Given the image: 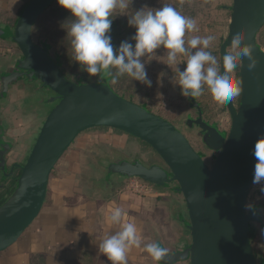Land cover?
I'll return each mask as SVG.
<instances>
[{
	"label": "water",
	"instance_id": "obj_1",
	"mask_svg": "<svg viewBox=\"0 0 264 264\" xmlns=\"http://www.w3.org/2000/svg\"><path fill=\"white\" fill-rule=\"evenodd\" d=\"M56 0H30L14 25L0 23V38L10 39L21 54L0 68V97L6 99L20 80L36 82L47 93L51 108L25 163H11L13 142L0 125V180L14 181L11 194L0 204V253L17 242L35 222L46 201L51 174L75 140L92 128H110L146 142L161 157L147 163L141 157H111L102 164L103 182L113 190V180L140 178L182 195L186 213L178 220L189 230L190 242L170 252L162 264H264L249 236L251 221L260 219L245 210L253 187L255 158L252 149L264 136V48L258 37L264 26V0H232L229 30L220 46V63L230 52L231 37L245 33L257 65L249 70L248 58L239 68L241 92L225 103L230 129L204 117L197 98H190L187 114L175 124L143 103L116 91L110 75L102 81H74L62 71L61 55L47 38L36 43L33 29ZM54 54V56H53ZM182 124V125H180ZM183 128V129H182ZM200 140L196 149L187 132ZM16 171H20L16 176ZM156 242L163 248L158 237Z\"/></svg>",
	"mask_w": 264,
	"mask_h": 264
},
{
	"label": "crops",
	"instance_id": "obj_2",
	"mask_svg": "<svg viewBox=\"0 0 264 264\" xmlns=\"http://www.w3.org/2000/svg\"><path fill=\"white\" fill-rule=\"evenodd\" d=\"M29 1L0 0V23L14 25ZM19 54L16 43L0 38V68ZM21 82L0 100V125L13 142L8 154L11 163L26 160L48 114L32 101L31 87L36 86ZM118 131L100 127L78 136L51 174L39 217L17 242L0 253V264H110L99 251V244L119 230V225H111L106 219L114 207L122 210L124 222L137 224L141 236V247L128 252V264H157L143 245L156 242L158 237L170 252L190 242L189 230L177 218L181 211L186 213L182 195L148 182L147 190L134 187V183H146L140 178L114 179L113 190L106 189L102 164L116 155L126 157L118 141L129 136ZM7 191L0 185V203ZM255 238V246L264 256V218L257 224Z\"/></svg>",
	"mask_w": 264,
	"mask_h": 264
},
{
	"label": "clouds",
	"instance_id": "obj_3",
	"mask_svg": "<svg viewBox=\"0 0 264 264\" xmlns=\"http://www.w3.org/2000/svg\"><path fill=\"white\" fill-rule=\"evenodd\" d=\"M57 3L68 10L72 18L67 28L61 24L71 38V59L90 77L127 76L151 87L146 64L159 57L156 50L163 48L166 50V62H163L170 68L175 66L178 73L175 83L184 97L195 99L207 88L214 101L223 104L240 95L241 82L233 80L231 74L240 66L242 57L248 58L249 70L258 62L242 32L231 37L233 51L226 52L222 63L218 62L208 50L215 37L196 35L186 40V33L199 31L196 21L171 4H163L160 8L141 7L129 16L127 10L132 0H57ZM118 14L127 15L128 25L136 31L116 46L112 43L111 26ZM179 57L186 59L178 61ZM181 63L186 65L183 70L178 67ZM252 154L256 161L252 183L259 185L264 194V136L256 140ZM121 198L127 199L124 195ZM245 210L254 215L261 211L254 202L246 203ZM106 219L111 225H119V230L105 236L99 251L110 264H128V252L141 247L138 226L135 222H124L119 207L110 209ZM143 250L157 264H161L167 254V249L158 242L144 244Z\"/></svg>",
	"mask_w": 264,
	"mask_h": 264
},
{
	"label": "rangeland",
	"instance_id": "obj_4",
	"mask_svg": "<svg viewBox=\"0 0 264 264\" xmlns=\"http://www.w3.org/2000/svg\"><path fill=\"white\" fill-rule=\"evenodd\" d=\"M163 4L173 5L178 11L181 12V14L193 18L196 21L199 31L186 33V40L196 35L201 37L212 35L215 37L208 50H210L217 58V61L220 62V46L223 39L228 35L231 14V11L225 6H231L232 0H132L131 7H129L127 10L128 15L131 16L134 10H138L141 7L147 6L150 8H160ZM50 14L47 16L49 17ZM69 19L70 16H68L66 13H64L63 18H59L58 21L49 19L48 23L51 26L45 28L46 30H50V32H46V34H44L45 38H47L53 44L55 51L61 54L64 62L63 67L66 71L65 73H67L72 79H74L76 77L75 74L78 73L77 77H83L90 81L98 82L100 80V75L90 77L86 72L79 68V65L76 69H70L69 67H66L67 54L64 50V43L67 41L70 43L71 40V38L66 35L65 29L69 25ZM114 21L119 27L118 31L123 30L124 32L122 36L120 35L117 37L118 39L125 38V40H128L132 35H134L136 29L128 25L127 15L118 14ZM63 23L65 28L61 27V24ZM258 41L264 48V26L260 31ZM132 42L134 43V41ZM229 50L230 52L233 51L232 48ZM156 52L157 56L159 57L156 59L153 58L146 64L148 77L152 81L151 87H148L139 81L132 80L127 76L115 78L112 84L116 91H118L120 94H125L127 98H131L135 102L145 104L148 106V108L164 117L175 118L180 116L182 112L189 110L188 101L187 98L181 94L180 86L175 83L178 79V73L176 72L175 66L170 68L163 62H166V50L161 48L156 50ZM71 57L72 53L69 56L70 60H72ZM183 59L186 58L179 57L178 61ZM185 66L186 65L184 63L178 65L181 70H183ZM239 68L240 66L235 70L234 73L231 74L233 80H239ZM239 97L240 95L234 97V100L237 104L239 102ZM198 101L200 102L204 111V116L207 119L211 121H219L222 126L226 127L228 130L230 129L231 117L225 103L221 104L214 101L207 88H205L204 93L198 97ZM102 130H104V128H102ZM119 134H125L129 136L128 140H117L119 142V148L126 155V158L141 157L144 159V161L150 164L162 161L157 152L147 145V143H144L141 140L126 133L120 132ZM189 135L191 139L194 138L192 133H189ZM26 160H24L23 163H25ZM17 173L18 171H16L15 175H17ZM252 197L253 196L250 195L248 202L252 201Z\"/></svg>",
	"mask_w": 264,
	"mask_h": 264
},
{
	"label": "trees",
	"instance_id": "obj_5",
	"mask_svg": "<svg viewBox=\"0 0 264 264\" xmlns=\"http://www.w3.org/2000/svg\"><path fill=\"white\" fill-rule=\"evenodd\" d=\"M226 7V6H225ZM51 13V14H50ZM64 13H66L68 16H70V13L68 10L62 8L58 3H57V0L41 15V17L38 19V21L36 22L34 28L37 30V31H40L41 33L43 34H46V32H50V30H46V28L48 26H51L48 22H49V19H54V21H58L59 18H63L64 16ZM50 16L48 17L47 15ZM51 17V18H50ZM69 25L71 24L72 22V18L70 17L69 19ZM68 25V26H69ZM46 27V28H45ZM118 26L116 25L115 21L113 20V23H112V26H111V37H112V43L116 46H118L120 44L121 41L125 40V38H122V39H118L117 37H119L120 35L122 36L124 34L123 30H120L118 31ZM64 50L66 52V62H67V65L66 67H69L70 69L73 68V69H76L78 67V63L77 62H73L72 60L69 59V56L70 54L72 53V49H71V44L67 41L66 43H64ZM61 55V54H60ZM65 59V58H64ZM61 60L63 61L62 59V56H61ZM64 63V62H63ZM65 67V68H66ZM67 69V68H66ZM64 72H66L64 70ZM67 74V73H66ZM78 73L75 74V78L72 79L68 74V77H70L72 80L74 81H83V82H95V81H90L86 78H83V77H77ZM111 76V80H110V83L113 87V80L115 79V77L113 75H110ZM102 75H100V80L99 81H102ZM114 88V87H113ZM116 90V89H115ZM124 96H126L125 94H122ZM131 99V98H129ZM187 101H188V107H189V104H190V98H187ZM190 109V107H189ZM20 174V171L17 173L16 176H19ZM0 185L4 188V187H7L8 188V191L6 193L7 194H11L13 189H11L14 185V181H10L8 184L5 185V183L0 180ZM6 195H5V198L4 200L6 199ZM250 197V196H249ZM248 197V201H249V198ZM3 200V201H4ZM251 202H254L259 208H260V219L257 220V221H251L250 222V225H251V230L249 232V236H250V239L252 241V245H253V248H254V251L256 253L257 256L261 255L260 252L261 250L257 248V246H255V242H256V235H257V224H261L263 222V218H264V200L262 198H254L252 197L251 198ZM2 201V202H3ZM183 262V261H182Z\"/></svg>",
	"mask_w": 264,
	"mask_h": 264
},
{
	"label": "flooded vegetation",
	"instance_id": "obj_6",
	"mask_svg": "<svg viewBox=\"0 0 264 264\" xmlns=\"http://www.w3.org/2000/svg\"><path fill=\"white\" fill-rule=\"evenodd\" d=\"M36 34H38V35H36ZM33 37H34V41L36 42V43H40V41L43 39V38H45V35L43 34V33H41L40 31H37L35 28L33 29ZM51 43V42H50ZM52 44V43H51ZM53 45V44H52ZM20 54H21V51H20ZM19 54V55H20ZM53 56H54V54H53ZM61 69H62V71L64 72V67H63V65L61 66ZM21 81H24L25 82V80H20L18 83H22ZM29 84H33V85H35L36 86V89L34 88V87H31V90H32V92L34 93L32 96H33V100L32 101H35V102H33L34 104H36V106L37 107H41V108H43V110H44V112L47 110L48 112H49V110H50V108H51V105H46L45 104V98H47L48 96H47V93L46 92H44V89H40V88H38V84L39 83H36V82H30ZM0 100H1V97H0ZM44 100V101H43ZM194 110V111H193ZM47 112V113H48ZM189 113H192L194 116H197V113H196V109H194V108H190L189 110H187V111H184V112H182L181 114H180V116H177V117H175V118H173V117H171V118H167V119H169V120H171L172 122H174L175 124H177V123H179V121H180V123H181V121H183L184 119H186V117H187V114H189ZM161 115V114H160ZM205 117V116H204ZM206 118V117H205ZM46 119V118H45ZM207 119V118H206ZM209 120V119H208ZM211 121V120H210ZM214 121H216V120H214ZM180 125H182V124H180ZM221 127L222 128H224V129H227L226 127H224V126H222V124H221ZM183 129V128H182ZM118 131V130H117ZM119 132H121V131H119ZM187 132V131H186ZM189 133L190 132H187V135H188V137H189V139L191 140V142H192V144L194 145V147L196 148V149H201L202 148V146H201V144H200V140L196 137V136H194V138H190V135H189ZM138 139V138H137ZM140 140V139H139ZM142 141V140H141ZM142 142H144V141H142ZM144 143H146V142H144ZM148 145V144H147ZM158 154V153H157ZM20 163V162H19ZM23 163V162H22Z\"/></svg>",
	"mask_w": 264,
	"mask_h": 264
},
{
	"label": "built area",
	"instance_id": "obj_7",
	"mask_svg": "<svg viewBox=\"0 0 264 264\" xmlns=\"http://www.w3.org/2000/svg\"><path fill=\"white\" fill-rule=\"evenodd\" d=\"M146 184H147V182L144 185H142L140 183H134L133 186L134 187H143V188L145 187V189L147 190L148 189V187H147L148 185H146ZM250 195H252L254 198H258V199L264 197V194H262L260 192V186L259 185H253L249 196Z\"/></svg>",
	"mask_w": 264,
	"mask_h": 264
}]
</instances>
